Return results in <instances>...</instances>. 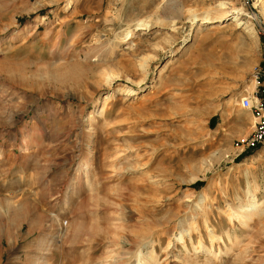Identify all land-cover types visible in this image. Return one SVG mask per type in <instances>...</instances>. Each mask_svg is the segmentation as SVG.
<instances>
[{
  "label": "rangeland",
  "instance_id": "1",
  "mask_svg": "<svg viewBox=\"0 0 264 264\" xmlns=\"http://www.w3.org/2000/svg\"><path fill=\"white\" fill-rule=\"evenodd\" d=\"M254 3L0 0V264H264Z\"/></svg>",
  "mask_w": 264,
  "mask_h": 264
},
{
  "label": "built area",
  "instance_id": "2",
  "mask_svg": "<svg viewBox=\"0 0 264 264\" xmlns=\"http://www.w3.org/2000/svg\"><path fill=\"white\" fill-rule=\"evenodd\" d=\"M262 63L255 73L252 92L239 100L240 106L248 110L254 119L253 131L245 140V146L252 148L264 144V56Z\"/></svg>",
  "mask_w": 264,
  "mask_h": 264
},
{
  "label": "bare ground",
  "instance_id": "3",
  "mask_svg": "<svg viewBox=\"0 0 264 264\" xmlns=\"http://www.w3.org/2000/svg\"><path fill=\"white\" fill-rule=\"evenodd\" d=\"M253 7L254 8L258 7L259 9H262L264 7V0H255V3L253 4ZM214 9H215V14L214 15H212V16H203V17H200V19H197V20H200L199 24H215V23H217V24L220 23L221 24V23H223L225 21L236 22V25H235L236 28L242 29V31H245L248 34H252V35L254 34L253 26L250 23H248V22L240 21L239 17H237V16H240V15L241 16L243 15V13L240 11V9L236 10V9L232 8L230 6V4L227 3V2H220V3L218 2ZM260 11H262V10H260ZM253 17H254V15H253ZM140 28L141 27H136L134 29H140ZM127 37L128 36L126 35V38ZM248 208H249L248 210L252 209V207H248ZM246 210H247V208H246ZM235 218H237V217L235 216ZM208 255H209V253H208ZM218 255H220V254H218ZM210 256H212V255L210 254Z\"/></svg>",
  "mask_w": 264,
  "mask_h": 264
},
{
  "label": "water",
  "instance_id": "4",
  "mask_svg": "<svg viewBox=\"0 0 264 264\" xmlns=\"http://www.w3.org/2000/svg\"><path fill=\"white\" fill-rule=\"evenodd\" d=\"M160 65H161V62L157 65V68H159Z\"/></svg>",
  "mask_w": 264,
  "mask_h": 264
},
{
  "label": "crops",
  "instance_id": "5",
  "mask_svg": "<svg viewBox=\"0 0 264 264\" xmlns=\"http://www.w3.org/2000/svg\"><path fill=\"white\" fill-rule=\"evenodd\" d=\"M242 97H243V96H242ZM242 97H241V98H242ZM241 98H240V99H241ZM234 123H235V122H234ZM237 123H238V122H237Z\"/></svg>",
  "mask_w": 264,
  "mask_h": 264
}]
</instances>
